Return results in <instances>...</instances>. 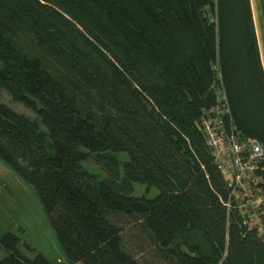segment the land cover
<instances>
[{
  "label": "trees",
  "instance_id": "obj_1",
  "mask_svg": "<svg viewBox=\"0 0 264 264\" xmlns=\"http://www.w3.org/2000/svg\"><path fill=\"white\" fill-rule=\"evenodd\" d=\"M219 76L228 124L264 148L251 0H0V89L37 116L0 97V161L35 189L69 264H264L201 126ZM20 242L1 238L0 264H51Z\"/></svg>",
  "mask_w": 264,
  "mask_h": 264
},
{
  "label": "rangeland",
  "instance_id": "obj_2",
  "mask_svg": "<svg viewBox=\"0 0 264 264\" xmlns=\"http://www.w3.org/2000/svg\"><path fill=\"white\" fill-rule=\"evenodd\" d=\"M0 97L2 103L11 109L37 119L32 110L18 103L6 89H0ZM119 156L122 161L129 159L126 154ZM83 165L101 180L106 178L103 168L93 160ZM134 188L136 197L154 199L159 195L156 188L143 185ZM7 233L20 237L19 248L28 259L33 260L37 254H42L51 264H69L35 189L0 161V240ZM6 256L0 251V260Z\"/></svg>",
  "mask_w": 264,
  "mask_h": 264
},
{
  "label": "built area",
  "instance_id": "obj_3",
  "mask_svg": "<svg viewBox=\"0 0 264 264\" xmlns=\"http://www.w3.org/2000/svg\"><path fill=\"white\" fill-rule=\"evenodd\" d=\"M216 105L201 120L209 149L232 187L246 225L264 234V148L243 138L228 120L231 110L219 76L215 87ZM230 126V127H229Z\"/></svg>",
  "mask_w": 264,
  "mask_h": 264
},
{
  "label": "water",
  "instance_id": "obj_4",
  "mask_svg": "<svg viewBox=\"0 0 264 264\" xmlns=\"http://www.w3.org/2000/svg\"><path fill=\"white\" fill-rule=\"evenodd\" d=\"M264 69V0H251Z\"/></svg>",
  "mask_w": 264,
  "mask_h": 264
}]
</instances>
